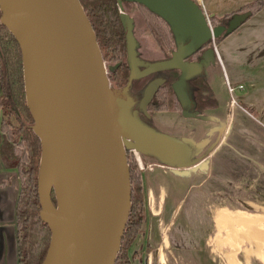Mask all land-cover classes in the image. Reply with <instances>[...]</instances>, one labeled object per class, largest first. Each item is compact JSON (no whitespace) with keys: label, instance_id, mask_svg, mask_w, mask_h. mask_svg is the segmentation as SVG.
Returning <instances> with one entry per match:
<instances>
[{"label":"crops","instance_id":"crops-1","mask_svg":"<svg viewBox=\"0 0 264 264\" xmlns=\"http://www.w3.org/2000/svg\"><path fill=\"white\" fill-rule=\"evenodd\" d=\"M191 1L205 17H221L251 0ZM155 12L177 52L189 42L180 46L175 33L184 24L164 8ZM213 47L194 76L205 78L218 106L201 114L157 111L152 125H140L162 150L139 153L157 164H142L148 214L145 233L128 250L131 264L134 246L141 251L144 242L146 264H264V7ZM175 70L184 92L186 73ZM226 81L243 88L230 96Z\"/></svg>","mask_w":264,"mask_h":264},{"label":"water","instance_id":"water-1","mask_svg":"<svg viewBox=\"0 0 264 264\" xmlns=\"http://www.w3.org/2000/svg\"><path fill=\"white\" fill-rule=\"evenodd\" d=\"M154 3L173 14L188 29L196 32L204 42L213 40L220 27H211L208 18L191 0H142ZM21 8L12 11V0H0L1 22L17 40L22 54L26 100L27 70L25 49L33 45L24 28L31 22L50 43L64 71L68 109L65 125L69 138L70 161L65 181L52 177L56 205L54 214L40 199L42 221L52 224V237L43 264H114L130 206V183L126 152L159 153L158 139L138 123L126 120L128 104L123 90L111 88L92 27L79 0H19ZM206 18V19H205ZM127 48V61L132 75H137V60L133 50L131 25L125 13L120 14ZM245 15L235 16L230 26L238 25ZM20 20V21H19ZM22 22V23H20ZM22 26V27H21ZM192 50H179L168 61L157 65L177 67L191 74L195 67L186 58ZM214 47L205 52L208 59ZM163 79L148 82L139 101L143 114ZM181 102L185 93L181 80L173 84ZM27 105L28 100H27ZM30 109V107H29ZM33 131L39 137L43 151L54 148V140L44 132L46 120H41L31 109ZM45 123V124H44ZM44 184V183H43ZM60 238L57 225H60Z\"/></svg>","mask_w":264,"mask_h":264},{"label":"trees","instance_id":"trees-1","mask_svg":"<svg viewBox=\"0 0 264 264\" xmlns=\"http://www.w3.org/2000/svg\"><path fill=\"white\" fill-rule=\"evenodd\" d=\"M79 3L92 27L110 87L123 90L128 104L139 119L151 125L150 116L154 112H183V102L178 99L173 89V84L180 78L178 71L173 67H161V75L158 77H155L153 70L132 75L127 61L120 14L125 13L130 20V32L136 41V65L141 61L157 65L170 59L164 49L173 48V34L161 16L145 2L137 0H79ZM262 7L264 0H251L221 17H207L211 27H220L221 32L213 40L205 39L202 45L192 50L186 61L199 60L207 49L213 47V43L219 42L248 17L258 13ZM131 8H134V12L130 15ZM242 14L245 19L231 27L232 19ZM1 16L0 5V157L15 163L18 178L14 206L17 264H43L51 242L52 224L42 221L40 216L42 147L39 137L33 131L34 120L27 105L21 49L15 37L1 22ZM145 32L152 35L158 51L149 40L141 37ZM155 78L163 79V83L147 105L146 116L139 107V101L145 86ZM184 91L194 113L201 114L207 108L217 105V100L212 97L202 75L187 78ZM128 152L126 161L130 206L114 264H131L128 250L136 237L143 232L148 213L142 173L134 157H128ZM53 191L51 187L49 197L56 203Z\"/></svg>","mask_w":264,"mask_h":264},{"label":"bare ground","instance_id":"bare-ground-1","mask_svg":"<svg viewBox=\"0 0 264 264\" xmlns=\"http://www.w3.org/2000/svg\"><path fill=\"white\" fill-rule=\"evenodd\" d=\"M21 7L19 0H12V11H18ZM25 25L24 28L33 41V45L25 49L26 67H29L27 70L28 104L35 115L42 121H47L44 132L54 140L53 150L46 146L43 151L44 179L41 194L43 203L47 207L50 180L54 177L56 180L65 181L69 169V138L64 120V114L68 109L67 80L50 43L31 22ZM53 213L59 214L58 211ZM57 226L60 238L61 224Z\"/></svg>","mask_w":264,"mask_h":264},{"label":"rangeland","instance_id":"rangeland-1","mask_svg":"<svg viewBox=\"0 0 264 264\" xmlns=\"http://www.w3.org/2000/svg\"><path fill=\"white\" fill-rule=\"evenodd\" d=\"M149 4L154 8V11L158 10V8H160V6H158L154 3H149ZM132 12H134V8H131V10L129 11V14L131 15ZM178 22L180 23V21H178ZM175 33L180 38V41H179L180 46L183 44V42L185 40L189 41L188 43L184 42V47L179 49V50H193L196 47L202 45V43H203L202 39L199 38V35L196 32L188 29L186 26H184L182 24L177 25V28L175 29ZM141 37L149 40L151 42L152 46L154 47V49L156 51H158V47L154 45L153 37L149 32L143 33ZM133 39H134V37H133ZM181 39H182V42H181ZM134 43L136 44L135 39H134ZM134 47H133V50H134ZM164 50H165V53L168 52L167 54L169 55L170 59L172 58L173 54L177 53L174 46L171 50H167V49H164ZM196 61H198V60H193L190 63L193 66H196L198 68V63ZM151 63L152 62H148V61L143 62V63H142V61L139 62L137 67H136L137 73H141V72H144L146 70L147 71L153 70V72L155 71V77L160 76L161 75V69L157 68V65L159 63L157 65H155V64L151 65ZM174 68H176V67H174ZM194 74H196L195 71L191 74H186V79L194 76ZM186 79H185V81H186ZM185 81L183 84V90L185 89ZM185 97H186V99L184 100V102L182 104V109H183V111L191 112V107H190L189 102L187 101V96L185 95ZM208 109H211V108H207L206 110H208ZM206 110H204L202 113L206 112ZM125 112H126V120L129 123L135 122V123H138V125H144L143 121H141L139 119V117L137 116V113L131 109L130 104H127V106L125 108ZM152 114H151V116H152ZM151 122H152V120H151ZM127 155H128V157H131V155H132L134 157V159L136 160V156H139L141 154L137 155L133 152H128ZM140 158H141L142 164L144 166H145V163L148 164L147 169H149V168L152 169V168L156 167L157 163L153 162L155 160L154 158H152V157L151 158H148V157L144 158L143 156H140ZM136 162H137V160H136ZM152 163H156V164H152ZM137 165H138V163H137ZM138 168H139V165H138ZM1 177L6 179V183L4 185L0 186V264H17V248H16V237H15L16 236V227H15V221H14V206H15V199H16V195H17V191H18V182H16V180H15V178H16V166H15V163L13 161L5 160L2 157H0V178ZM201 180L202 179L200 178V180H198V181L201 183ZM50 185H52L51 180H50ZM53 193H54V191H53ZM54 198H55V194H54ZM46 202H47L46 208H48L52 212L58 211L57 205H56V203L52 202L51 197L48 196ZM177 220H182V219L179 216V218H177ZM145 228H146V226L144 224V227H143L144 233H145ZM146 245H147V243L144 242L143 248L141 249V251L138 250V248L136 246H134L135 249L132 248L134 253L132 252L131 256H132V259H134L136 264L137 263L146 264L144 261L145 255H146L145 253L148 250H150V247H148ZM129 258H130V255H129Z\"/></svg>","mask_w":264,"mask_h":264},{"label":"built area","instance_id":"built-area-1","mask_svg":"<svg viewBox=\"0 0 264 264\" xmlns=\"http://www.w3.org/2000/svg\"><path fill=\"white\" fill-rule=\"evenodd\" d=\"M208 23H209V21H208ZM225 83H226V85H225L226 86V90H227V92H228V94L230 96H232L234 94V91H235L236 88L237 89H242L243 88V86L241 84H238V85L234 86V85H231L228 81H226ZM230 101H231V103H235V99L233 97H231ZM128 151L139 155V153L136 152L134 149H130ZM136 160H137V163L139 165V169H142L143 165H142V162H141L140 155L136 156Z\"/></svg>","mask_w":264,"mask_h":264},{"label":"flooded vegetation","instance_id":"flooded-vegetation-1","mask_svg":"<svg viewBox=\"0 0 264 264\" xmlns=\"http://www.w3.org/2000/svg\"><path fill=\"white\" fill-rule=\"evenodd\" d=\"M170 52V51H169ZM168 53V52H167ZM175 69V68H174ZM186 95V94H185ZM141 170V169H140Z\"/></svg>","mask_w":264,"mask_h":264}]
</instances>
